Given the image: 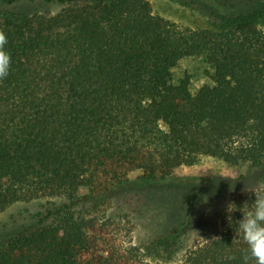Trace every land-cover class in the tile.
<instances>
[{
  "label": "trees",
  "instance_id": "16d2710c",
  "mask_svg": "<svg viewBox=\"0 0 264 264\" xmlns=\"http://www.w3.org/2000/svg\"><path fill=\"white\" fill-rule=\"evenodd\" d=\"M19 1L0 0L11 57L0 80V211L46 202L0 226V264H151L111 205L132 171L144 185L204 156L264 167V8L181 0L202 5L212 21L194 28L155 13L150 0H42L61 7L4 10ZM187 56L212 70L196 92L188 76L173 81ZM262 184L264 170L229 197L217 233L174 264H244L235 229ZM177 233L161 239L165 249Z\"/></svg>",
  "mask_w": 264,
  "mask_h": 264
},
{
  "label": "rangeland",
  "instance_id": "374dc122",
  "mask_svg": "<svg viewBox=\"0 0 264 264\" xmlns=\"http://www.w3.org/2000/svg\"><path fill=\"white\" fill-rule=\"evenodd\" d=\"M223 3L225 0H216ZM225 8L233 4L236 12L261 10L264 0H226ZM152 9L180 25L194 28L212 27L208 13L200 4L181 0H150ZM217 2V3H218ZM59 4L42 0H22L4 8L11 13L34 11L56 12ZM204 11H203V10ZM259 26L264 31V21ZM210 66L198 56H187L173 68V81L188 76L192 92L210 84ZM261 168V169H260ZM264 167L253 168L249 163L232 164L219 158L204 156L191 166L174 170L173 178L142 184L134 170L130 183L119 188L112 198L113 212H119L131 224V240L139 248L140 256L151 264H174L181 261L187 249L217 233V214L229 197L239 188L253 183ZM81 188L80 193L86 192ZM46 199L15 202L0 211V226L24 208L37 210ZM178 231L175 245L165 249L161 239Z\"/></svg>",
  "mask_w": 264,
  "mask_h": 264
},
{
  "label": "clouds",
  "instance_id": "9594fccd",
  "mask_svg": "<svg viewBox=\"0 0 264 264\" xmlns=\"http://www.w3.org/2000/svg\"><path fill=\"white\" fill-rule=\"evenodd\" d=\"M7 42L6 35L0 31V80L8 76L11 67L10 54L5 50ZM252 192L255 199L248 210L242 212L243 217L237 222L235 232L246 245L244 264H264V184ZM236 210V205L231 202L226 209L229 213ZM229 220L231 222L230 217Z\"/></svg>",
  "mask_w": 264,
  "mask_h": 264
}]
</instances>
